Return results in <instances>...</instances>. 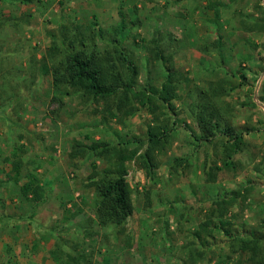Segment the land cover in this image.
I'll use <instances>...</instances> for the list:
<instances>
[{
    "label": "rangeland",
    "instance_id": "rangeland-1",
    "mask_svg": "<svg viewBox=\"0 0 264 264\" xmlns=\"http://www.w3.org/2000/svg\"><path fill=\"white\" fill-rule=\"evenodd\" d=\"M119 12L126 28L118 36ZM96 28L104 36L95 39L96 50H123L136 67L137 88H158L165 65L181 75L164 151L153 153L151 170L139 157L126 163L133 212L121 226L97 220L92 184L114 170L115 152H145L147 128L160 120L145 109L124 116L115 100L93 101L69 89L56 96L42 71L53 62V40ZM263 78L264 0H0V264H31L30 243L31 252L42 250V264H264ZM218 84L225 92L216 107L231 126L248 130L233 169L221 167L223 138H194L201 134L196 106ZM105 106L116 118L100 113ZM94 143L113 149L72 156ZM14 162L19 184L8 180ZM30 173L44 188L35 209L20 194ZM234 191L240 193L220 219L230 232L242 225L262 233L255 256L215 227V200ZM30 228L32 242L24 239Z\"/></svg>",
    "mask_w": 264,
    "mask_h": 264
},
{
    "label": "trees",
    "instance_id": "trees-1",
    "mask_svg": "<svg viewBox=\"0 0 264 264\" xmlns=\"http://www.w3.org/2000/svg\"><path fill=\"white\" fill-rule=\"evenodd\" d=\"M220 6V2L212 5L213 16L216 20L220 17ZM119 15L120 20L116 31L118 36L126 28V20L123 14L119 12ZM93 32V34L84 37L81 34L74 33L71 36H62L58 40H53L50 47V56L53 57V62L50 66L43 64L42 71L44 74H50L52 90L56 96L65 93L66 90L64 89H69L79 92L93 101L107 103L109 100H115L116 109L118 111L124 109L122 112L124 116H130L140 109H145L154 116L155 120H160L158 125H149L147 128V150L145 152L138 154L135 148L126 154L120 151L115 152L113 158L116 161L114 170H106L104 177L98 178L92 184L99 198L95 211L97 220L101 224L109 223L121 226L133 212L131 189L126 179L128 175L126 163L139 157L142 160V166L147 170H151L153 167V153L164 151L170 133L167 120L168 112L174 109L173 101L177 99L175 81L181 75L165 65L166 75L158 88L152 85L137 88L135 84L137 70L134 62L121 49L114 48V52H107L106 54L105 51L102 53L96 50L95 39L104 36L100 28L94 29ZM113 42L118 44L119 40L114 38ZM155 57L161 61L164 59L159 48H155ZM236 75L233 76L236 77ZM238 78L241 79V77ZM243 84V82H239L237 87ZM261 91L264 94V78ZM224 92L225 89L218 84L210 89V96L204 97L205 102L196 106L198 112L194 117L201 134L199 136L195 135L194 138L197 141L208 143H211L217 137L223 138V151L220 157L221 167L233 169V157L243 149L245 145L243 136L248 130L246 128L236 129L231 126L216 107V101ZM56 96H54L55 99H57ZM262 97L260 96L261 100L259 102L264 106ZM105 107L101 109L100 113L116 118V115L107 106ZM159 116L165 118L160 119ZM102 120H106V117L103 116ZM83 148L93 152L98 151L100 156L108 155L113 149L106 143H94L89 147L78 146L71 152L72 156L84 153ZM93 168L95 170V166ZM216 169L220 170L219 167ZM12 170L15 175L9 176L8 180L19 184L21 180L18 176L20 165L16 162L12 163ZM24 179V182L20 185V194L35 209L44 200V188L35 174H27ZM239 193L234 191L230 197L215 200V204L218 205L219 209L218 224L215 227L229 234L239 244L241 251H248L252 256H255L260 248V235L262 233L259 230L246 229L242 225L236 228L237 230L234 232H230L227 229L228 220L220 219L223 217L225 207L233 205ZM209 223L210 220L200 226L206 227ZM263 224L264 221L260 227H264ZM197 237H199L198 234Z\"/></svg>",
    "mask_w": 264,
    "mask_h": 264
},
{
    "label": "crops",
    "instance_id": "crops-1",
    "mask_svg": "<svg viewBox=\"0 0 264 264\" xmlns=\"http://www.w3.org/2000/svg\"><path fill=\"white\" fill-rule=\"evenodd\" d=\"M29 232H30V235L25 237L24 239L28 240L30 238L29 242H32L33 240H36V239H34V237L33 238L31 237L33 235L32 231H31V228H30ZM25 240H24V242H25ZM32 247H33V243H30V244H28V247H27V250H26V251H28V253L30 255L29 262L31 264H42V257H43L42 250L40 252H31V248ZM40 247H43V246H40ZM17 248H18V250L15 248V252L17 253L18 258H19L20 257V253H21V246L18 245ZM24 260L28 261L26 259H24Z\"/></svg>",
    "mask_w": 264,
    "mask_h": 264
}]
</instances>
